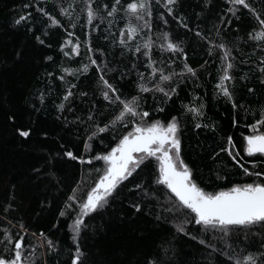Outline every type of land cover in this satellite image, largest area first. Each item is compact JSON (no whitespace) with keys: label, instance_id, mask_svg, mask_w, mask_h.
Instances as JSON below:
<instances>
[{"label":"trees","instance_id":"obj_1","mask_svg":"<svg viewBox=\"0 0 264 264\" xmlns=\"http://www.w3.org/2000/svg\"><path fill=\"white\" fill-rule=\"evenodd\" d=\"M114 2L0 0V239L5 229L13 236L23 235L25 245L36 246L35 264H71L76 243L83 264H141L148 253L158 255L163 264H223L226 256L207 246L210 240L222 247V233L209 230L206 234L204 226L194 221L184 224L187 234L177 231V224L192 220L194 213L180 205L166 186L156 183L158 162L152 157L118 186L102 208L84 217L87 227L79 235L70 225L79 203L106 168L103 160L93 157L106 154L132 131L130 118L122 124L114 120L121 105L103 98L101 75L118 89L122 100L137 98L140 109L149 112L148 123L159 120L166 124L171 117L178 118L180 159L205 192L264 181V175L243 171L264 173V155L248 156L244 151V137L253 134L249 126L261 119L264 109V39L252 38L264 31L257 20V16L264 19V0H246L248 9L230 5L228 0H176L174 5L150 0L151 15L144 16L150 27H143V20L126 11L130 0H120L118 11L109 16ZM89 6L98 13L92 24L87 22ZM168 7L173 8L171 15ZM62 9L66 10L63 14ZM21 15L25 19L15 23ZM48 16L60 23L53 25ZM129 23L141 26L131 39L127 38ZM164 32L179 44L182 53L161 47ZM148 40L152 45L145 49ZM78 41L79 54H74L71 48ZM221 42L231 51L229 62L234 64L229 70L232 79L225 86L232 92L236 108L216 88L224 65L222 51L215 45ZM88 56L97 63L91 64ZM149 59L164 75L176 74L160 85L166 89L175 86L170 99L157 91L139 92L138 83L152 89L159 81V73L149 75ZM185 63L195 75L184 71ZM84 65H88L86 70ZM139 73L144 74L143 81ZM69 91L72 96L64 101ZM62 102L65 107L60 109ZM201 104L202 116H194L184 107L199 108ZM197 123L201 127H195ZM105 125L104 133L89 140L97 126ZM21 126L30 129L28 138L18 135L16 129ZM258 127L264 131V125ZM228 137L232 138L233 155L239 153L236 160L221 151L229 147ZM67 151L77 159L67 157ZM136 184L141 188H134ZM69 196L76 200L69 201ZM132 202L141 203L140 213L130 207ZM69 203L76 211L66 207ZM172 206L174 212L163 210ZM229 236L228 243L238 255L256 253L264 244V224L233 226ZM205 237V244H200ZM45 239L54 243V250L48 251L46 244L40 246ZM28 251L31 249L25 255ZM0 255H9L3 244Z\"/></svg>","mask_w":264,"mask_h":264},{"label":"snow or ice","instance_id":"obj_2","mask_svg":"<svg viewBox=\"0 0 264 264\" xmlns=\"http://www.w3.org/2000/svg\"><path fill=\"white\" fill-rule=\"evenodd\" d=\"M159 2V0H157ZM90 3V0H89ZM120 0H115L111 5L112 11H108V15L112 16L114 11H118L117 5H119ZM166 5H174L176 0H165ZM230 5H242L244 8L248 9L249 4L246 0H228ZM27 7V5H25ZM109 6L104 5L107 9ZM150 0H130L126 5V11L130 15H134L137 20H143V27H150L147 20L144 19L145 15L150 16ZM229 8V11H232ZM252 11V9H249ZM39 11L44 12V9H39ZM66 10H61L62 14ZM167 12L169 15L172 14L173 8L168 7ZM45 15H48L44 12ZM97 10L93 9L91 6L87 8V22L92 24V22L97 18ZM49 20L53 25H58L60 22L55 18L48 16ZM25 19V16L21 15L15 23L19 24ZM262 28H264V19H260L257 16ZM74 27V25H72ZM187 27V25H183ZM141 30L139 25H127V38L131 39L136 33ZM69 36L73 33H68ZM196 35H201L199 32ZM251 35V34H250ZM164 44L161 47L172 52H183L178 43H174L170 39V34L167 32L162 33ZM256 40L264 39V31L256 32V35L252 37ZM70 42V41H69ZM42 43V41H41ZM123 44L124 41H121ZM87 44V41H85ZM152 45V41H145L143 47L149 49ZM79 41L74 44L71 51L74 54H79ZM215 47L222 51L220 60L223 66L222 75L219 77V82L216 84V88L219 90L221 95L227 99V101L232 103V107L236 108L237 105L234 101L232 92L228 87L225 86V81H230L232 79L229 70L234 68V64L229 62L231 58V51L228 49L227 45L223 42L215 45ZM88 52H91L90 46L87 48ZM136 51H140L137 47ZM148 56L149 53L145 51L143 53ZM212 49H209V55H212ZM65 55H68L65 52ZM50 59V58H49ZM91 64L95 65L96 60H93L91 56H88ZM155 62L149 59V67L151 68L150 76H155L159 73V81L153 86L152 89L145 86L144 83H138L137 87L139 92H149L157 91L162 93L166 98L170 99L172 94L176 92L175 86L161 87L163 82H169L172 80L175 73H170L169 75H164L163 69H157L152 67ZM88 65H84L86 70ZM105 67H107L105 65ZM184 71L195 75V70L190 67L187 63L184 64ZM65 71H69L65 69ZM97 71L103 72V69H97ZM264 72V67L261 68ZM140 80L145 79L143 73H139ZM63 79V77H61ZM100 80L103 84L102 95L103 98L111 103H118L121 105L117 115L114 120L123 123L125 119L130 118L132 121V131L123 135L119 142L111 148L106 154L98 155L93 157V159L103 160L105 162L106 168L103 171V175L100 176L98 182H96L95 187H93L86 196V199L82 200L78 205V211L72 207V204H66L67 208L76 211V218L70 225L73 233L79 235L82 228L87 227V223L84 217L89 216L91 213L102 208L107 202V198L112 196L114 191L117 190L118 186H121L122 182L127 180L128 177L132 176L133 172L149 157L155 158L158 162V172L156 183L166 186L168 190L174 195L179 204L184 208H187L194 213L192 220H184L177 224V231L185 233L184 224H190L194 221L196 225L204 226V231L207 234L209 230L214 232H220L223 235L219 237V240L223 242L222 247H217L208 241V247H211L214 252L219 255L226 256L223 264H264V244L261 245L260 250L256 253H247L238 255L232 248V245L228 243L230 239L229 233L233 226H248L253 225L257 222L264 224V181L259 183H245L242 185H233L227 190H220L214 193L205 192L203 189L197 186L193 179V173L185 162L180 159L181 155V140L179 137V120L176 116L171 117L166 124L159 120H153L148 123L145 118L149 117V112L140 109L139 102L137 98H133L132 101L127 99H121L118 94V89L109 83L105 79L104 75L100 76ZM251 91V89H249ZM72 93L69 91L63 97L64 101H67ZM60 109L65 107L62 102L58 105ZM185 109L194 114V116H202L203 112L201 109L203 105L198 107L184 106ZM242 107V106H241ZM70 110V109H69ZM157 111L163 112V108H158ZM261 119L256 120L255 124L250 125V129L253 134L245 136L246 146L244 148L245 153L248 156H253L254 154L264 155V131H260L258 126L264 125V109L261 110ZM138 118V120H137ZM9 119H13L9 117ZM91 119V117H89ZM107 125L104 127L97 126L95 131L89 136V140L95 137L98 133H104L107 129ZM195 127L199 128L201 125L197 123ZM18 135L21 138H28L30 135V129L24 128L23 126L16 129ZM227 144L229 147L221 148V151L227 152L233 160H236V155H233L230 150L234 147L232 144V138H227ZM85 147H88L87 141L85 142ZM65 155L73 160L77 159L72 151H67ZM81 162H84L81 160ZM91 163V161H89ZM239 163V161H237ZM246 175H255L261 177L264 173L259 171L250 173L247 168L243 169ZM134 188H141V185L136 184ZM144 195L147 197L148 193L145 192ZM69 201L76 200V197L69 196ZM130 207L134 209L135 213H140L142 211V205L139 202H132ZM7 211V209H5ZM164 211L174 212L175 207L163 208ZM61 216L64 215V211H61ZM159 219V216H157ZM22 231L27 230L20 225ZM187 234V233H185ZM33 236L36 234L33 233ZM43 233L40 236L43 237ZM196 239V237H192ZM205 238H201L199 243L204 245ZM25 237L19 233L16 236L10 234L8 229L3 231V239H0V244H3L4 251L9 253V255H0V264H35V245H25ZM75 242V238H74ZM46 244L47 250L52 251L55 248L54 243L51 240L45 239L40 246ZM26 249H31L28 254L25 255ZM82 252L79 244L76 243L75 253L71 258V264H83L81 259ZM141 264H163L162 260L158 255L152 253L145 254Z\"/></svg>","mask_w":264,"mask_h":264}]
</instances>
